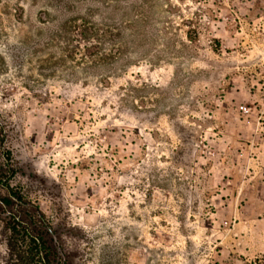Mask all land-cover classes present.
<instances>
[{"label":"rangeland","instance_id":"obj_1","mask_svg":"<svg viewBox=\"0 0 264 264\" xmlns=\"http://www.w3.org/2000/svg\"><path fill=\"white\" fill-rule=\"evenodd\" d=\"M7 155L0 264H264V0H0Z\"/></svg>","mask_w":264,"mask_h":264},{"label":"trees","instance_id":"obj_2","mask_svg":"<svg viewBox=\"0 0 264 264\" xmlns=\"http://www.w3.org/2000/svg\"><path fill=\"white\" fill-rule=\"evenodd\" d=\"M14 174V163L7 155L5 159L0 160V212L9 208L13 199L24 202L19 191L10 184ZM34 216L42 218L43 214L36 211L35 214H27L24 218L7 216L2 219L4 227L10 232L8 246L11 256L15 259L14 264H50L54 261L55 249L44 237L48 231L42 227H30Z\"/></svg>","mask_w":264,"mask_h":264}]
</instances>
